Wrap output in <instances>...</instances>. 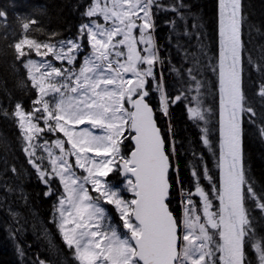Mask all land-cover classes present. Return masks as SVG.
Masks as SVG:
<instances>
[{"label": "snow or ice", "instance_id": "snow-or-ice-1", "mask_svg": "<svg viewBox=\"0 0 264 264\" xmlns=\"http://www.w3.org/2000/svg\"><path fill=\"white\" fill-rule=\"evenodd\" d=\"M162 7L159 0H89V23L80 27L78 37L87 40L90 51L78 68L74 65L83 47L79 39L59 47L41 43L27 35L35 21L23 23L24 35L13 47L39 93L31 111L15 106L23 151L47 186L45 195L53 194V180L63 186L54 223L78 264H251L249 249L256 264H264V236L258 235L245 207L250 199L264 213V198L246 180L243 165V121L247 115L254 123L257 113L242 86L241 0H219V57L213 68L219 91V177L214 178L203 157L193 153L199 163L191 167L187 189L175 163L178 152L170 138L171 126L166 136L156 117L157 112L167 117L170 105L188 95L170 96L163 73L157 76L164 60L153 40V9ZM185 7L177 0L170 10L183 18ZM6 18L0 9V20ZM33 52L73 67L27 58ZM187 74L189 88L196 92L190 100L195 107L187 111L201 128L202 144L211 149V109L204 108L201 99L205 85L197 78L198 69L188 68ZM152 93L157 94L155 106ZM257 94L264 100V85ZM45 129L62 133L64 139L35 143ZM260 134L264 136V127ZM37 147L46 157L37 156ZM114 173L120 185L109 180ZM174 184L181 192V215L171 207ZM101 202L115 207L126 231L110 223ZM18 252L24 255L22 249ZM34 264L49 262L37 257Z\"/></svg>", "mask_w": 264, "mask_h": 264}, {"label": "trees", "instance_id": "trees-1", "mask_svg": "<svg viewBox=\"0 0 264 264\" xmlns=\"http://www.w3.org/2000/svg\"><path fill=\"white\" fill-rule=\"evenodd\" d=\"M88 1L0 0V9L7 13L6 20H0V264H34L37 257L49 261V251L43 250L46 243L39 235L38 223L44 224L61 247L65 251L67 249L62 246L53 220L55 204L62 194L59 183L53 180V194L45 195L47 186L38 178L23 151V135L14 115L15 106L19 103L25 112H29L37 95L28 79V71L24 63L17 59L13 46L24 35L23 23L34 20L27 32L29 38L55 45L80 38L83 50L78 56L81 57L88 47L86 39L78 37V30L87 22L85 12ZM176 2L159 0L163 7L153 9V40L164 60V64L157 68V76L163 73L170 96L188 95L170 105L167 117L159 112L156 117L166 136L171 126L170 138L178 152L175 163L179 166V178L187 189L190 187L191 167L199 163L193 153L203 157L214 178L218 180L219 177V91L218 75L213 71L219 57V0H183L187 5L182 10L183 18L170 10ZM241 13L242 86L246 101L257 113L254 123L247 115L243 121V165L246 180L251 182L258 196L264 198V136L260 134V128L264 127V100L257 94L264 85V71L257 70V66L264 68V0H241ZM29 57H33V53ZM27 58H24L25 62ZM78 66L79 60L74 67ZM188 68L198 69L197 78L205 85L201 89V99L203 107L211 109L207 123L211 149L202 144L201 128L190 119L187 111L189 107H195L190 100L196 96V92L189 88ZM154 96L155 93H152L150 102L153 106L156 105ZM43 135L48 136L49 133ZM56 136L63 138L59 134ZM74 171L77 175L82 174L79 169L74 168ZM109 180L116 185L121 181L115 173ZM203 184L207 186L208 181L205 179ZM193 198L198 200L195 195ZM180 201L181 192L174 184L171 207L177 215ZM101 203L112 215L113 221L118 223L112 207ZM245 207L258 235L264 236V213L250 199L245 200ZM18 248L23 250V256ZM67 250L69 259H72V250ZM246 256L251 264H256L251 249ZM71 262L76 264L75 260Z\"/></svg>", "mask_w": 264, "mask_h": 264}, {"label": "rangeland", "instance_id": "rangeland-1", "mask_svg": "<svg viewBox=\"0 0 264 264\" xmlns=\"http://www.w3.org/2000/svg\"><path fill=\"white\" fill-rule=\"evenodd\" d=\"M88 4H89V1H88V3L86 4L87 7H88ZM86 11H87V8H86ZM218 16H219V7H218ZM92 19H95V18H92ZM86 23H89V18H88V17H87V22H86ZM76 39H77V38H76ZM76 39H71V40H76ZM78 39H79V42H81L80 38H78ZM218 39H219V28H218ZM86 41H87V40H86ZM63 42H64V41H63ZM60 44H61V43L57 44V46L59 47ZM87 47H88V48H87L88 50H86L85 54H83V55L80 57L79 64H80V62L82 61L83 56L87 55V54L89 53V51H90V47H89L88 42H87ZM140 47L142 48L143 45H140ZM82 50H83V47H82ZM82 50H81V51H82ZM42 51H45V50L42 49ZM78 54H79V53H78ZM29 58L34 59V60H36V61H38V62H41V61H43V62H51V63L53 64V66H55V67H73V66H68V65H66V63L62 64L61 61H57V60H55L54 57H52L51 55H49V56H47V57H37V56H35V54H34V52H33V57H29ZM77 68H78V67H77ZM27 71H28V70H27ZM33 71H34V74H37V73H35V70H33ZM41 71H44V69H41ZM37 75H38V74H37ZM34 89H35V88H34ZM35 90H36V95H37V98H38V96H39L38 90H37V89H35ZM37 98H36V99H37ZM154 99H155V102L157 103V94H156V93H155ZM16 119H17V118H16ZM17 122H18V119H17ZM41 123H42V125L40 124V126L43 127V122L41 121ZM18 124H19V123H18ZM79 127H80V128H83V127H89L90 130L96 132L97 134L100 133V130H99V129H91V126H89V125H81V126H79ZM44 133H49V132L47 131V129H45ZM44 133H43V134H44ZM43 134H42V136H41L40 139H38V140L35 141V143L40 144V143L42 142V140L52 141V140H54V139H56V138H60V137H57V136H56L57 134H59V135H61V136L63 137V134H62V133H55V134L49 133L48 136H44ZM46 137H49V139H46ZM61 139H64V137L61 138ZM23 141H24V139H23ZM24 147H25V141H24ZM66 147H67V146H66ZM54 151H57V153H58V150L54 149ZM25 153H26V152H25ZM36 154H37V156H45V157H46V155H47L46 153H44V152L42 151V149H41L40 147H37V148H36ZM26 155L28 156L27 153H26ZM28 158H29V156H28ZM72 160H73V164H74V158H72ZM37 162L40 163L39 160H38ZM44 164L47 165V160L44 161ZM79 170H80V169H79ZM81 171H82V170H81ZM56 180H57L58 183H59V180H58V179H56ZM120 184H121V181L119 182V185H120ZM59 187H60V191H61V193H62V192H63V186H62L60 183H59ZM122 194H123L126 198H131V193L123 192ZM92 195L95 196L96 194H92ZM198 200H199V197H198ZM57 202H58V200H57ZM57 202H56L55 206L57 205ZM214 202H215V200H214ZM108 205H109V204H108ZM101 206L105 209V214H106V216H108V217L110 218V223H111L113 226L117 227V229H118L120 232H124V231H126V230H124L123 227H122V222H121L120 219H119V213L117 212V210L115 209V207H114L113 205H110V206L112 207V209L114 210V213L116 214V217H117L118 223H115V222L113 221L112 215H111V214L108 212V210L102 205V203H101ZM182 209H183V203H182V201H180V202H179V215L182 214ZM14 215H16V214H14ZM56 215H57V213H56L55 208H54V212H53V220H54V218H55ZM54 224H55V223H54ZM55 227H56V224H55ZM56 229H57L58 235H59V237H60V239H61V241H62V243H63L62 246H64V247H66L67 249H69V248L66 246V244L64 243L63 238H62V235H61V233L59 232V230H58L57 227H56ZM38 231H39V235H40V237H42L44 243H46V247H44L43 250H44L45 252H46V251H49V255H48V258H49V261H48V262H49V264H70V263H72L71 261L75 260L73 251H72V259H69V256L67 255L68 250L66 249V251H65V252H67V253L63 252L64 249L61 247L60 243H59L57 240H55V237H54L52 234H50L49 229H48L44 224H42V223H38ZM64 253H65V254H64ZM65 255H66V257H67L68 259L65 258ZM75 262H76V264H78V262H77L76 260H75ZM72 264H73V263H72Z\"/></svg>", "mask_w": 264, "mask_h": 264}, {"label": "flooded vegetation", "instance_id": "flooded-vegetation-1", "mask_svg": "<svg viewBox=\"0 0 264 264\" xmlns=\"http://www.w3.org/2000/svg\"><path fill=\"white\" fill-rule=\"evenodd\" d=\"M78 67H79V66H78ZM63 252H65V250H64ZM65 253H66V252H65ZM65 253H64V254H65ZM65 258H67L66 255H65ZM67 259H68V258H67Z\"/></svg>", "mask_w": 264, "mask_h": 264}]
</instances>
